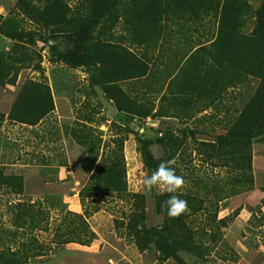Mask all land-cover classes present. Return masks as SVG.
Here are the masks:
<instances>
[{"label":"rangeland","instance_id":"obj_1","mask_svg":"<svg viewBox=\"0 0 264 264\" xmlns=\"http://www.w3.org/2000/svg\"><path fill=\"white\" fill-rule=\"evenodd\" d=\"M77 1L67 0L69 6ZM246 1L256 6L263 0ZM134 13L128 9L115 19H99L91 36L112 43L115 52L127 48L146 62L145 79L117 83L151 113L167 111L176 116L141 118L117 111L101 86L110 71L129 64L128 56H109L104 46L96 51L100 58L96 64L70 67L55 53H85L71 33L42 30L29 14L17 9L16 0H0V54L9 55L19 45L32 57L26 62L16 56L6 60L13 68L24 67L13 84L0 85L1 259L7 264H264V135L250 145L252 187L247 191H231L230 168L205 156L197 142H214L226 132L255 92L258 78L243 76L240 83L217 93L208 107L195 113V56L186 59L184 55L205 36L195 32L192 21L172 24L165 15L164 29L157 32L151 24L145 29L143 21H135ZM4 18L15 24L14 38L1 34L13 31L4 25ZM212 20L210 16L204 21L209 27L205 34L212 31ZM36 52L39 69L34 70ZM170 71L178 72L170 79L166 77ZM13 73L7 72L3 81H10ZM27 80L45 83L52 103V110L34 125L7 118L17 91ZM188 83L192 89L180 98L189 104L172 101L173 94ZM164 133L185 135L183 145L169 160L185 183L177 193L158 198V188L149 191L142 184L153 170L143 164L134 136L151 141L147 145L150 154L162 158L163 149L153 140ZM118 137L124 138L125 192L87 199L89 204H98V209L86 217L83 235L76 242L55 246L61 216L66 211L81 212L78 191L87 177L88 149L108 154ZM170 195L187 201L189 210L179 218L169 219L161 208ZM137 206L143 210L141 216ZM165 224H172L171 236L163 231Z\"/></svg>","mask_w":264,"mask_h":264},{"label":"trees","instance_id":"obj_2","mask_svg":"<svg viewBox=\"0 0 264 264\" xmlns=\"http://www.w3.org/2000/svg\"><path fill=\"white\" fill-rule=\"evenodd\" d=\"M16 6L23 14H29V19L42 30L48 29L51 34L71 33V36L82 45L84 54L78 53V50L55 53L59 61L70 67L96 64L100 59L99 52L96 51L100 47L104 49V46H108L109 56L119 55L121 58L128 56L129 64H126L128 67L120 66L110 71V77L102 82L101 90L113 100L117 111L141 118L153 115H176H168L167 111L151 113L149 107L125 93L117 82L124 79H145L148 73L147 63L134 56L127 48L123 49V53L115 52L111 49L112 43L98 39L96 36L92 37L91 32L99 19H115L120 14H126L128 9L135 11V21H143L145 29L151 24L152 29L156 28L157 32L158 29L166 27L162 20L164 15L172 24H177V20L195 23V32L205 37L202 41L196 42L192 50H188L187 56L184 55L186 59L189 56L193 59L195 56V113L208 107L207 103L212 102L217 93L240 83L243 76L253 75L259 80L252 97L232 119L224 134L217 135L214 142L197 141L202 146L203 151H201L205 156L214 158L215 162L230 168L231 191L251 189L250 145L253 139L264 135V0L256 6H252L246 0H78L73 6H69L67 0H36L35 4L16 0ZM210 16L213 18L214 26L212 31L205 34L204 31H208L209 27H206L204 21ZM4 23L13 31L1 34L14 38L17 35L14 31L15 24L7 18H4ZM9 55L0 54V85L13 84L16 74L24 67L18 65L13 68L6 60H11L14 56L16 60L23 62L32 59L31 54L19 45L12 48ZM34 55L36 62L31 68L36 70L39 69V53L36 52ZM10 70L14 71V77L10 81H3L5 74ZM182 71L184 68L180 71L181 76H184ZM177 72L170 71L166 77L171 76V79ZM191 89L188 83L184 88L179 89L181 92L173 94L171 100L180 99L179 105L189 104L187 99L180 98V95ZM198 101L206 105L201 107ZM51 110L48 86L41 81L27 80L17 91L7 118L34 125ZM1 117L0 113V119ZM184 137V134L171 133L155 137L153 142L162 147L164 154L162 158H154L147 147L151 141L134 136L143 164L153 171L161 162L174 158L183 145ZM83 138L87 139L88 136ZM96 140L98 142L100 139ZM123 140L122 137L115 138L116 146L108 151V154L104 151L97 153V150L88 149L89 162L85 169L87 177L78 191L81 212L66 211L61 216L53 240L55 246L76 242L83 235L87 229L86 217L98 209V204H89L91 201H86L87 199L99 194L121 195L125 192L124 162L121 152ZM79 144L84 145V141H79ZM163 195L160 194L158 198H162ZM133 196L138 197L137 194ZM261 200L263 201V198ZM24 210L32 216L31 211ZM137 211L141 216L143 210L138 207ZM159 212L163 213V211ZM163 231L171 236L172 224H165ZM0 264H7L1 256Z\"/></svg>","mask_w":264,"mask_h":264},{"label":"clouds","instance_id":"obj_3","mask_svg":"<svg viewBox=\"0 0 264 264\" xmlns=\"http://www.w3.org/2000/svg\"><path fill=\"white\" fill-rule=\"evenodd\" d=\"M171 161H163L151 173L145 176L142 184L146 190L158 188L163 193H177L184 185L185 181L182 176L176 174L175 169L169 167ZM162 210L166 209V214L169 219L179 218L186 213L188 209L187 201L181 199L177 195H170L162 205Z\"/></svg>","mask_w":264,"mask_h":264},{"label":"crops","instance_id":"obj_4","mask_svg":"<svg viewBox=\"0 0 264 264\" xmlns=\"http://www.w3.org/2000/svg\"><path fill=\"white\" fill-rule=\"evenodd\" d=\"M125 80L127 81V80H130V79H124V80H122V81H125ZM120 82H121V81H120ZM119 84H120L121 88L123 89L122 84H121V83H119ZM123 90H124L125 93L128 92L126 89H123Z\"/></svg>","mask_w":264,"mask_h":264}]
</instances>
